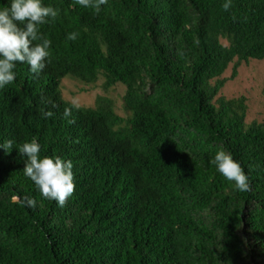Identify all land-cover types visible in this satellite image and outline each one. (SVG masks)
Returning a JSON list of instances; mask_svg holds the SVG:
<instances>
[{"label":"trees","instance_id":"1","mask_svg":"<svg viewBox=\"0 0 264 264\" xmlns=\"http://www.w3.org/2000/svg\"><path fill=\"white\" fill-rule=\"evenodd\" d=\"M44 3L58 9L39 26L50 58L35 76L18 63L0 90V143L37 139L41 155L72 161L75 187L59 207L15 146L0 149V264H264V123H246V97L220 96L232 63L235 78L242 61L264 60V0L227 11L224 0H108L99 13ZM66 76L122 83L130 115L100 98L69 124ZM218 149L241 163L248 191L216 172Z\"/></svg>","mask_w":264,"mask_h":264},{"label":"clouds","instance_id":"2","mask_svg":"<svg viewBox=\"0 0 264 264\" xmlns=\"http://www.w3.org/2000/svg\"><path fill=\"white\" fill-rule=\"evenodd\" d=\"M107 3L108 0H75L76 5L85 9L92 8L96 13ZM231 5L232 0H224L222 7L227 11ZM57 15L58 9L46 5L44 0H7L6 6L0 7V90L16 79L14 69L18 63L28 65L29 72L34 76L45 68L50 58L52 42L40 34L39 26L54 20ZM66 39L75 41L77 33H68ZM44 103L51 104V108L41 110L42 117H53L55 113L51 109H55L57 104L50 99L44 100ZM68 103L70 106L64 108L62 118L71 124L74 123L73 110L78 111L81 106L76 100ZM14 146L25 161V177L33 182L39 195L46 200L55 201L61 208L64 207L75 187L72 161L58 155H41L42 145L35 138L19 145L11 139L0 143V149L5 150L6 154ZM210 162L215 166L216 172L232 182L234 190H249V177L231 153L218 149ZM26 204L29 207L36 206L31 197L26 198Z\"/></svg>","mask_w":264,"mask_h":264},{"label":"rangeland","instance_id":"3","mask_svg":"<svg viewBox=\"0 0 264 264\" xmlns=\"http://www.w3.org/2000/svg\"><path fill=\"white\" fill-rule=\"evenodd\" d=\"M224 43L227 45V41ZM233 65L232 63L223 74L227 81L220 96L226 98L246 97V123H264V60L242 61L235 78L231 77ZM60 88L65 100L69 102L76 100L81 107L94 108L100 98H108L114 102L115 111L119 116L127 117L130 115L124 102L126 86L122 83L106 88L103 76L95 83L90 84L66 76L62 79Z\"/></svg>","mask_w":264,"mask_h":264}]
</instances>
